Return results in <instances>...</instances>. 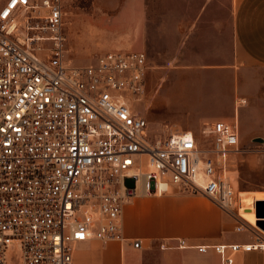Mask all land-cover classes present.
<instances>
[{
  "label": "built area",
  "instance_id": "1",
  "mask_svg": "<svg viewBox=\"0 0 264 264\" xmlns=\"http://www.w3.org/2000/svg\"><path fill=\"white\" fill-rule=\"evenodd\" d=\"M67 14L64 0H6L0 8V264H75L78 242L125 240L124 206L139 193L203 194L254 237L198 245L200 252L264 251L260 218L251 225L242 217L220 174L228 155L245 151L237 127L214 122L202 139L169 126L152 134L133 107L146 102L148 52L111 50L73 65ZM142 154L153 170H140ZM175 241L161 247H190Z\"/></svg>",
  "mask_w": 264,
  "mask_h": 264
},
{
  "label": "crops",
  "instance_id": "2",
  "mask_svg": "<svg viewBox=\"0 0 264 264\" xmlns=\"http://www.w3.org/2000/svg\"><path fill=\"white\" fill-rule=\"evenodd\" d=\"M5 2L0 0V8ZM142 8L138 23L142 38L136 48L145 50L149 19L144 4ZM180 50L183 55L174 63L173 75L164 76L159 65L149 63L143 113L150 129L163 134L169 126L173 132L192 131L202 139L212 123L223 121L237 127L242 148H253L256 138H262L264 146V0H231L229 19H197L193 28L183 33ZM170 79V88H181L190 95L173 109L168 121L157 117L155 95ZM164 102L163 108L168 109ZM245 152L252 154L249 162L257 156L254 164H258L264 148L261 153ZM236 225L231 215L203 194L139 193L124 206L125 240L92 238L78 242L73 250L74 263L225 264L232 259V264H264V251L226 247L220 254L214 249L198 250V245L254 241L248 232H238ZM176 239H185L190 247H161L177 245ZM135 240L142 241L140 247H134Z\"/></svg>",
  "mask_w": 264,
  "mask_h": 264
},
{
  "label": "rangeland",
  "instance_id": "3",
  "mask_svg": "<svg viewBox=\"0 0 264 264\" xmlns=\"http://www.w3.org/2000/svg\"><path fill=\"white\" fill-rule=\"evenodd\" d=\"M68 12L64 25L66 57L73 65H87L100 54L111 50L136 48L141 40L139 21L143 4L149 19V33L144 42L152 67L159 65L162 75H173L176 60L182 58L183 33L193 28L197 19H229L231 0H64ZM144 10V11H145ZM144 49V48H143ZM172 80L164 81L155 95L157 117L172 119L173 109L180 107L190 95L181 88H170ZM170 83V84H169ZM169 105L168 109L163 105ZM172 104V107L170 105ZM137 111L146 112L144 102L133 104ZM161 108V109H160ZM164 109V110H163ZM158 130L157 127L153 128ZM152 134H160L153 131ZM254 147L244 150L262 152V142L255 141ZM250 148V149H249ZM232 153L220 167L222 178L232 182L237 198L240 192L264 194V154L254 156ZM246 157V158H243ZM141 171L153 170L149 155L138 157ZM138 182L137 186L139 187ZM264 197V196H263ZM243 210H240L242 212Z\"/></svg>",
  "mask_w": 264,
  "mask_h": 264
},
{
  "label": "bare ground",
  "instance_id": "4",
  "mask_svg": "<svg viewBox=\"0 0 264 264\" xmlns=\"http://www.w3.org/2000/svg\"><path fill=\"white\" fill-rule=\"evenodd\" d=\"M240 196V200L243 204V211L241 212L242 217L251 225L256 224L258 216L255 214L254 205L258 200H264V194L240 192Z\"/></svg>",
  "mask_w": 264,
  "mask_h": 264
},
{
  "label": "water",
  "instance_id": "5",
  "mask_svg": "<svg viewBox=\"0 0 264 264\" xmlns=\"http://www.w3.org/2000/svg\"><path fill=\"white\" fill-rule=\"evenodd\" d=\"M256 141L263 142L262 138H256ZM257 205V215L260 218L257 225L264 230V208L262 207L264 205V200H258L256 202Z\"/></svg>",
  "mask_w": 264,
  "mask_h": 264
}]
</instances>
